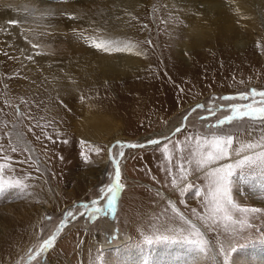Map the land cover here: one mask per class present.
<instances>
[{
	"label": "rangeland",
	"instance_id": "1",
	"mask_svg": "<svg viewBox=\"0 0 264 264\" xmlns=\"http://www.w3.org/2000/svg\"><path fill=\"white\" fill-rule=\"evenodd\" d=\"M27 1L11 13V29L0 26V145L13 169L5 178L27 176L29 185L0 196V264H224L225 256L227 264H264V180L232 177L233 201L258 212L205 224L198 217L206 214L207 170L189 162L196 137L217 134L234 105L264 92V1L253 27L230 33L217 25L198 45L185 34L199 0ZM92 39L134 47L105 52ZM118 56H136L139 66L122 63L119 72L98 64ZM219 131L233 136L235 149L260 142L264 120L245 117ZM239 158L232 152L212 167ZM112 159L121 188L108 210L100 193L115 179ZM93 207L104 211L90 215ZM184 221L201 231L206 257L182 240L144 242L186 234ZM61 222L52 246L29 262Z\"/></svg>",
	"mask_w": 264,
	"mask_h": 264
},
{
	"label": "snow or ice",
	"instance_id": "2",
	"mask_svg": "<svg viewBox=\"0 0 264 264\" xmlns=\"http://www.w3.org/2000/svg\"><path fill=\"white\" fill-rule=\"evenodd\" d=\"M69 18L72 17L69 14ZM10 24H16V21H10ZM83 37V39L87 42L89 41V37L81 34H78ZM118 42L111 40L101 39L97 42L96 39H92L90 46L97 48L98 50H103L105 52L110 51H127L130 50L133 45L125 44L124 47L116 46ZM33 48L38 47L37 44L33 43ZM259 46V45H257ZM39 54V53H37ZM30 58V57H29ZM260 97L259 101L253 99V103L251 104H238L234 105L231 108V115L225 116L223 119L219 120L217 124L214 126L217 128V134H212L210 137H206L201 139L200 137H196V143L194 146V150L191 153L192 159L189 161L190 163L195 164L198 170H207L206 171V179L207 183V191L204 194L203 203L206 208V214L204 216H199L198 219L205 224H214L217 222H232L233 213L239 212L243 214L248 213H256L259 209L255 208H240L232 199L230 194V188L232 184V177L234 175H239L240 178L246 179L254 176H258L261 180H264V138L261 139L260 142L257 143H248L242 144L239 148H233L234 138L231 134L220 133V129L225 124H230L234 120H242L245 117L249 119H261L264 120V92H257L253 90L251 92V97ZM249 97L247 95H240L239 100L244 101ZM224 100L235 99L234 97H223ZM84 143L83 141L81 142ZM151 143L155 144L157 141H152ZM12 152H16L17 148L13 147L9 144ZM89 147H91L89 145ZM121 147H137V145H121ZM94 151L98 154L100 152L99 148L94 149ZM232 152H235L237 157H241L236 159L234 163L219 165L217 167H212V165H218L220 161H224L229 159ZM250 153V154H245ZM243 154V155H242ZM122 156L123 153L121 152ZM109 158L111 159V149L109 150ZM0 159L3 162H0V196H3L5 193L11 190H18L20 193H24L25 190L29 187V185L25 182L28 177L23 176L21 178H16L15 175L8 176L5 178L6 170L8 172H12L13 169L11 167V157L7 154H3V146L0 145ZM84 159L87 160V156H84ZM25 161H21L24 163ZM112 163L116 166L115 170V179L112 184L105 190L101 189V197L107 196V209L111 210L114 207V201L116 199L117 192L121 188L120 177L121 172L118 165V161L112 159ZM181 179H186V176L182 175ZM175 180L173 184L175 185ZM192 185H186L185 188H182L181 191L187 190V188H191ZM199 191H197V195H199ZM98 203L97 200L92 201V205L95 206ZM81 207L88 209V205H81ZM104 209L100 207H93L90 210V215H95L96 213L103 212ZM172 211L176 213V215L180 216L177 212L176 208L172 206ZM83 215V213H81ZM195 215V213H194ZM68 216H72V213L69 212L65 219ZM181 220H184L183 216H180ZM187 225V228L184 230L186 234L180 233L177 234L176 237H168V236H145L144 242L146 244L151 245L154 240H182L184 243L192 246L196 249V251L203 256L208 255V243L204 239L201 231L195 226V224L184 221ZM64 226L63 222L60 225L56 226L55 231L51 235L50 238L43 240L42 243L39 244V247L35 250V254H29L28 260L29 262L34 261L37 257L44 252L46 249L50 248L55 240L56 233H59ZM32 250H29L31 253ZM223 254V250H221ZM224 264H227V257L225 256Z\"/></svg>",
	"mask_w": 264,
	"mask_h": 264
},
{
	"label": "bare ground",
	"instance_id": "3",
	"mask_svg": "<svg viewBox=\"0 0 264 264\" xmlns=\"http://www.w3.org/2000/svg\"><path fill=\"white\" fill-rule=\"evenodd\" d=\"M26 1L27 0H0V26L2 30L7 31L8 29H11L12 25L9 24V22L12 19L11 13L16 12L18 10H22V9H24L25 11V9L27 8ZM118 1H120L122 4H126V3L135 4L136 3L135 0H118ZM263 1L264 0H234L233 2H230L229 0L193 1V3L197 5L199 14L193 19L192 23L187 27L185 35L191 38V40L193 41L195 45H198L201 43V41L204 38H206L207 35L212 33L213 29L217 25H219V27L221 28H224L226 31L230 33H235V31L240 28L253 27L255 24V14L257 10H259L262 7L261 2ZM36 3L38 5L39 1H36ZM245 14H248L250 16L248 20L243 19ZM237 44L238 45L245 44V41H238ZM28 56L32 57L33 54L28 53ZM137 62L138 61H137L136 56L133 57L132 62L130 59L126 58L125 56L123 57L118 56L115 59L104 58L100 60L98 64L100 66H105L108 69L114 68L117 71L122 72V69H124L121 67L122 63L124 64V66L128 64L139 66L137 65L138 64ZM87 115H90V114L88 113L86 114V116ZM92 119L93 118L87 117L86 119L87 122L84 125L82 124V126H87L86 124H89V122ZM90 126L89 128H91ZM93 128L96 130L94 126ZM82 131L84 133L86 132L84 129H82ZM80 136L86 137L88 135L86 132V135H80ZM191 173L192 172H190V174ZM106 217H107V214H106Z\"/></svg>",
	"mask_w": 264,
	"mask_h": 264
},
{
	"label": "water",
	"instance_id": "4",
	"mask_svg": "<svg viewBox=\"0 0 264 264\" xmlns=\"http://www.w3.org/2000/svg\"><path fill=\"white\" fill-rule=\"evenodd\" d=\"M157 142H159L158 140H156ZM118 145H134V144H129V143H117ZM150 144V143H149ZM140 147H143V144H139V145H137V147H124V148H140ZM111 149V148H110ZM109 149V150H110ZM56 234H58V233H56Z\"/></svg>",
	"mask_w": 264,
	"mask_h": 264
}]
</instances>
